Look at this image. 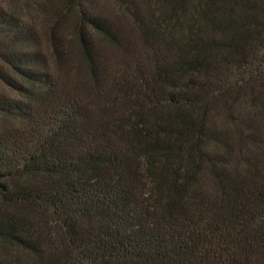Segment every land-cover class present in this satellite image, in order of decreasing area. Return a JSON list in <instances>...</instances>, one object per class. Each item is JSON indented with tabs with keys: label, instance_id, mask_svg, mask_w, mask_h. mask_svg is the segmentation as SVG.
<instances>
[{
	"label": "trees",
	"instance_id": "1",
	"mask_svg": "<svg viewBox=\"0 0 264 264\" xmlns=\"http://www.w3.org/2000/svg\"><path fill=\"white\" fill-rule=\"evenodd\" d=\"M0 264H264V0H0Z\"/></svg>",
	"mask_w": 264,
	"mask_h": 264
}]
</instances>
